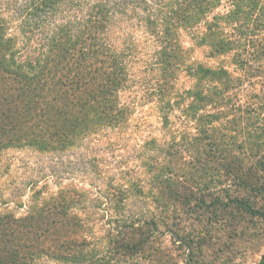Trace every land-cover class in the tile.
<instances>
[{
  "label": "trees",
  "instance_id": "1",
  "mask_svg": "<svg viewBox=\"0 0 264 264\" xmlns=\"http://www.w3.org/2000/svg\"><path fill=\"white\" fill-rule=\"evenodd\" d=\"M134 20L154 42L153 59L143 61L142 68L156 71L157 82L164 86L179 70L194 81L185 91L186 103L166 101L160 88L156 98L168 136L145 148L167 156L184 154L191 160L200 158L203 144L213 152L219 148L214 135L222 128L218 122L230 99L227 91L255 76L261 65L254 64L264 59V0H0V159L10 149L63 152L101 130L127 124L133 107L121 105L120 96L130 89L133 64L142 62L144 51L136 39L130 42L135 37L129 33L122 46L113 36L114 29L126 28ZM180 30L209 59L243 48V57L237 55L243 75L234 78L223 66L187 63L191 49L181 45ZM260 34L263 43L248 53L247 47H255ZM175 110L180 125L172 129L170 116ZM147 161L152 168L153 157ZM155 181L161 194L174 193L173 178ZM59 192L33 201L23 217L0 214V264H42L46 259L125 264L129 255L142 252L158 229L155 220L143 222L150 228L139 226L136 242L126 230L131 224L125 223L109 237L110 251H86L84 247L93 243L79 237L87 228L68 212L73 197L64 189ZM259 264H264V257Z\"/></svg>",
  "mask_w": 264,
  "mask_h": 264
},
{
  "label": "rangeland",
  "instance_id": "2",
  "mask_svg": "<svg viewBox=\"0 0 264 264\" xmlns=\"http://www.w3.org/2000/svg\"><path fill=\"white\" fill-rule=\"evenodd\" d=\"M138 26L134 20L128 28L114 29L113 36L122 46L129 33L135 37L130 42L136 39L144 51L142 62L133 64L130 89L120 96L121 105L133 107L127 124L101 130L63 152L5 151L0 159V214L23 217L33 201L57 196L64 189L73 197L69 214L87 228L79 237L93 243L84 247L86 251H110L109 237L125 223L131 224L126 230L138 242L139 226L155 220L158 229L142 252L129 255L125 264H259L264 257V59L254 64L261 65L260 77L256 73L241 86L229 87L230 99L218 122L222 128L214 135L219 148L213 152L201 145L196 160L184 154L167 156L145 148L168 136L156 97L161 88L166 101L186 103L185 91L194 81L179 70L164 86L157 82L156 71H145L143 61L153 59L154 42ZM262 35L255 36V47H247L248 53L259 48ZM179 39L191 49L187 63L223 66L234 78L243 75L237 62V55L245 54L243 48L209 59L186 31H179ZM176 113L170 116L172 129L180 125ZM149 157L154 159L150 169ZM156 177L173 178L174 193L161 194ZM176 191L180 194L175 199ZM142 226L145 231L150 228ZM42 264L64 263L46 259Z\"/></svg>",
  "mask_w": 264,
  "mask_h": 264
}]
</instances>
